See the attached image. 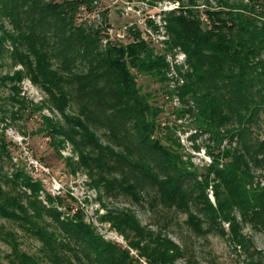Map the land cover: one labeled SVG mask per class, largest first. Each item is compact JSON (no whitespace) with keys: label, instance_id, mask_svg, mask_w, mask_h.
I'll return each instance as SVG.
<instances>
[{"label":"trees","instance_id":"trees-1","mask_svg":"<svg viewBox=\"0 0 264 264\" xmlns=\"http://www.w3.org/2000/svg\"><path fill=\"white\" fill-rule=\"evenodd\" d=\"M93 1L0 0V61L7 55L11 68H22L0 76L3 86L10 85L8 99L24 105L17 86L24 78L43 92L40 107L56 112L61 123L42 116L38 132L58 148L68 142L77 160L66 165L74 173L85 170L100 194L134 204L150 196V207L185 214L198 237L225 236L227 223L229 239L246 252L245 264H262L241 225L264 231V0H215V6L206 0L204 12L193 8L200 6L196 0H150L179 3L163 17L165 53L186 56L175 66L178 106L168 114L137 82V76L168 82L165 54L155 53L139 32L132 43L104 44L102 28L77 23L80 9L90 10ZM179 131L192 144L205 138L211 159L201 172L183 152ZM16 175L37 194V184ZM4 201L17 212L2 211L4 217L23 216L25 230L41 244L36 257L19 252L13 241L10 264H133L127 250L105 241L78 214L61 222L33 196L26 207L16 196ZM30 211L35 220L44 212L57 221L62 236L30 220ZM102 218L148 264L183 257L182 247L142 226L130 209L107 210Z\"/></svg>","mask_w":264,"mask_h":264},{"label":"rangeland","instance_id":"rangeland-1","mask_svg":"<svg viewBox=\"0 0 264 264\" xmlns=\"http://www.w3.org/2000/svg\"><path fill=\"white\" fill-rule=\"evenodd\" d=\"M94 1L96 3L93 2L89 7L100 11L101 22L95 21L91 25L99 29L104 27L107 17L114 25L133 21V14L129 13L127 17L125 15V4H136L145 0ZM182 1L184 5L188 2V0ZM205 1L196 0V4L200 6L193 8L196 11L204 12L206 9ZM213 1L215 0H210L211 4L215 6ZM244 2L247 3L248 0H244ZM147 3L152 6V13L159 15L161 19L165 16L164 12L161 13L160 10L163 5L168 4L167 1L152 4L150 0H147ZM156 8H160V10L158 11ZM201 15L203 14L201 13ZM76 19L77 23H81L78 20V15ZM4 24L9 29L7 22L4 21ZM136 34L137 30L132 31L134 38H136ZM0 64L1 77L13 70H22L19 66L11 68L7 55L1 59ZM137 82L142 86L145 93L151 94V103L154 107H160L165 114H168L169 107H175L171 106L169 100H166V95L171 90L168 84L159 83L152 78L143 76H137ZM9 86L8 84L3 86L0 82V190L5 195L4 197L0 196V235L2 236L0 237V264H10V260L14 258V256H11L12 247L10 246L13 241L18 245L19 252L36 257L40 255L38 250L41 244L38 241V236L25 230L23 216L15 220L7 219L2 214V211L17 213L16 210L7 207L4 201L7 197L13 196H16L20 204L25 207L33 196L39 206H42L46 212L55 211L60 214L61 222L73 221L77 214L80 215L83 222L92 226V228L94 227L95 232L105 241L127 250L133 257V264H148V260L141 257L136 249L131 248L125 237L113 229L107 220H103L102 217L107 210L130 209L135 213L142 226L167 235L173 243L182 247L183 250V257L178 258L175 264L246 263V252L234 244L227 235L229 229L227 223L222 224L226 233L225 236L212 233L206 235V237H198L185 224V214L166 210L157 205H155L156 207H150L148 203L150 196L145 195V199L140 204H134L124 197L110 198L105 197L102 193L100 194L90 184V179L85 170L79 169L74 173L70 170L69 165H66L65 162L69 158L75 162L77 160V154L73 151L72 146L66 142L58 148L56 144L50 142L51 138L38 132L42 127V116L61 123V117L56 112L48 109L46 105L40 107L41 101L45 99L43 92L27 79H22L17 86L20 88L19 97L22 98L24 105L19 107L8 99L11 95ZM259 126L261 129L264 126V113H262ZM177 135L180 144L183 146V152L201 172L211 159L204 152V147L207 144L205 138L192 144L187 142L186 137L180 131ZM2 142L4 143V151L1 148ZM194 144L202 147L199 153L194 151ZM17 173L27 176L30 183L38 185L37 194H33L28 187L19 185L21 179L17 178ZM257 173L258 171H255V175ZM150 195L152 194L150 193ZM210 199L212 198L210 197ZM41 215L42 219L35 220L33 212L30 211L29 217H31L30 220L37 221V225L53 230L62 236L57 225L58 222L46 216L44 212ZM46 223L50 225L47 226ZM241 226V232L246 235L247 239H250L253 248L256 249L257 253H260L262 264H264V231H254L249 225ZM41 262L47 264L44 260Z\"/></svg>","mask_w":264,"mask_h":264},{"label":"built area","instance_id":"built-area-1","mask_svg":"<svg viewBox=\"0 0 264 264\" xmlns=\"http://www.w3.org/2000/svg\"><path fill=\"white\" fill-rule=\"evenodd\" d=\"M146 1V2H145ZM134 3H126L125 15L126 17L129 13L133 14L132 17L134 18L133 21L124 22L121 24L114 25L113 22L111 23L106 18V23L104 27L101 29V36L102 42L105 43H112V44H129L136 41V38L133 37L132 31L137 30L139 32V36L150 46L155 48V53L165 54V61L170 66V72L167 74L168 86L170 87L169 93L166 95V100H169L171 106H178V99L175 94L176 92V85H174L173 79L177 76V72L175 69L176 65H184L185 63V54L180 52L175 53H165L163 47L164 41L167 39L165 35L164 25L165 22L163 18H159V15H156L154 12L152 13V6L147 3V0ZM96 3V1H93ZM177 2H168V4L163 5L162 9L156 8V10H160L161 13L169 12L177 7H179V3ZM142 5V6H140ZM160 13V14H161ZM101 13L98 9H86V7H82L78 13V20L82 23L83 21L87 22L88 24L101 22ZM201 22H207L205 15L200 16ZM182 83V81H180Z\"/></svg>","mask_w":264,"mask_h":264}]
</instances>
